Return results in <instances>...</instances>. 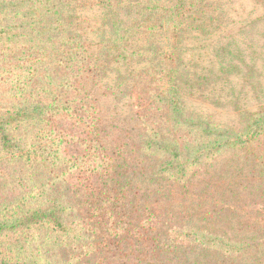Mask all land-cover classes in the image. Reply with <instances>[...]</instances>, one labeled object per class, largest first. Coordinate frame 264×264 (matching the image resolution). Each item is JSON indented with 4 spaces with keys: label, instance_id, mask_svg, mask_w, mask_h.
Instances as JSON below:
<instances>
[{
    "label": "trees",
    "instance_id": "trees-1",
    "mask_svg": "<svg viewBox=\"0 0 264 264\" xmlns=\"http://www.w3.org/2000/svg\"><path fill=\"white\" fill-rule=\"evenodd\" d=\"M75 1L0 0V155L18 181L0 203V264H264V205L242 206L264 201V109L241 113L240 130L196 119L181 93L196 74L180 70L179 56L175 70L133 67L163 53L161 38L173 41L166 53H180L176 37L209 12L210 0ZM88 5L101 9L113 95L141 101L147 93L133 81L169 78L161 95H149L171 112L169 133L144 125L153 119L140 111L139 135L111 130L99 104L89 111L91 92L79 77L92 62L95 75L106 64L93 61L77 31L78 9ZM33 33L39 41L29 45ZM225 62V75L239 69L232 57ZM68 85L73 99L57 91ZM233 153L243 155L225 157ZM219 154L222 187L206 176ZM241 158L250 160L249 187L237 180Z\"/></svg>",
    "mask_w": 264,
    "mask_h": 264
},
{
    "label": "rangeland",
    "instance_id": "rangeland-1",
    "mask_svg": "<svg viewBox=\"0 0 264 264\" xmlns=\"http://www.w3.org/2000/svg\"><path fill=\"white\" fill-rule=\"evenodd\" d=\"M142 1V4H144L150 0ZM154 1L160 5H168L170 0ZM84 2L88 1L78 0L74 3ZM119 4L126 6V0ZM207 9L209 12L206 15H196L195 19L184 27L183 33L176 37L181 48L180 53H166L173 49V41L168 38H161L163 44L160 47L163 53L151 61L147 58L141 61L142 58H138L134 61L133 67L136 68V71L147 67L142 72H147V69L156 70L155 72L158 73L166 68L175 70L176 67L173 68L174 59L179 56L180 70L184 74H187L188 71L196 74L197 79V82L194 81L188 84L185 90L181 89L184 96L183 107L195 117L199 116L196 119L203 117L221 127L223 125L224 127L240 130L244 127L241 113L246 110L264 109V8L255 0H210ZM80 14L83 16L81 27L84 30L77 31L88 42V55L92 57L93 61L100 58L101 60L98 63L106 64V67L99 71V75H95L88 68L91 65L93 66L94 62H92L85 67L79 77L85 80L79 87H86L91 92L92 97L86 100L90 105L89 111L94 113L95 108L93 106L99 104L103 113L110 119V129L119 127L130 135L142 133L140 128L142 123L138 120V112L140 111L143 112L145 119H153L150 124L144 123V125L155 128L151 123H156L159 126V132L169 133L168 131L171 130V112L166 110L167 108L164 107L163 103L158 102L154 97L151 99L149 97V95L154 96L158 93L161 95L163 89L170 85L169 78L165 80L154 79L156 75L153 74L140 79L138 77L133 83L137 82L135 86L139 85L140 88L134 91L144 90V93H147L144 98L141 101H135L136 97L134 95L132 97L126 95L117 98L112 94V91L107 89L113 85L114 70L113 66H108L105 59L109 56V53H107L110 45L107 42L108 37L105 36L102 41L100 36L99 28L103 24L101 9L92 8L91 6L79 7L77 22H79ZM31 38L32 40L28 42L29 45L38 43L39 35L35 36V33H33ZM62 41L60 40V43ZM145 44V40L140 42V45ZM226 46L229 47L228 51L234 53H225L223 47ZM145 54L149 53L146 51ZM229 57L234 59L239 69L230 71L225 75L223 74L226 71L225 58ZM51 73L54 74L55 72ZM35 82L42 83L37 79H35ZM140 82H142L141 85ZM70 83L73 84V82ZM58 84H60V81H55L54 87L57 88L56 85ZM68 86V90L60 87L57 91L62 96H65L66 93L67 98L73 99L76 97L74 88H72V85ZM139 103L145 106L150 103V107L141 110L138 106ZM67 120L75 122V119L71 117L64 119V121ZM262 153L264 154V150H262ZM238 155L243 154H226L225 157H238ZM218 157H220L218 161L209 165L212 169L208 171L206 176L210 179V182H218L219 186L222 187L223 180H228V177L223 178V180L217 179L216 174L223 160L222 154H219ZM239 163L242 164L241 179L237 178V180L245 182V184H241L242 187H249V173L252 175V170L249 169L250 160L246 159L245 161L241 158ZM15 174L14 167L8 164L6 158L0 155V203L5 195L11 198L17 193L18 188L15 183L18 181L14 176ZM203 176L197 175V179L202 180ZM241 189L244 193L251 190V188ZM217 201L219 203L218 208L221 209L222 198ZM251 203L243 202L242 206H248L247 210L250 211L252 206L258 208L264 205V201L258 197ZM210 206H213V204H210Z\"/></svg>",
    "mask_w": 264,
    "mask_h": 264
}]
</instances>
